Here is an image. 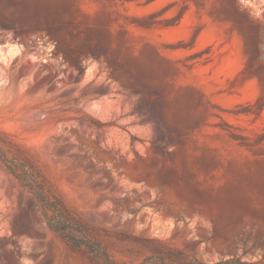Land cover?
Listing matches in <instances>:
<instances>
[{
  "label": "rangeland",
  "instance_id": "rangeland-1",
  "mask_svg": "<svg viewBox=\"0 0 264 264\" xmlns=\"http://www.w3.org/2000/svg\"><path fill=\"white\" fill-rule=\"evenodd\" d=\"M264 264V0H0V264Z\"/></svg>",
  "mask_w": 264,
  "mask_h": 264
},
{
  "label": "trees",
  "instance_id": "trees-1",
  "mask_svg": "<svg viewBox=\"0 0 264 264\" xmlns=\"http://www.w3.org/2000/svg\"><path fill=\"white\" fill-rule=\"evenodd\" d=\"M197 264H200L199 262H196Z\"/></svg>",
  "mask_w": 264,
  "mask_h": 264
}]
</instances>
